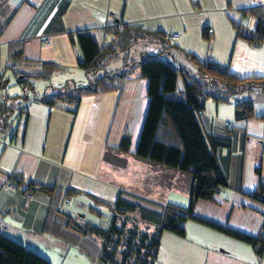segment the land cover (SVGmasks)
Here are the masks:
<instances>
[{
    "label": "crops",
    "instance_id": "0c3cea01",
    "mask_svg": "<svg viewBox=\"0 0 264 264\" xmlns=\"http://www.w3.org/2000/svg\"><path fill=\"white\" fill-rule=\"evenodd\" d=\"M261 6L264 0H197L196 4L191 0H0V82L7 79L0 98L10 83L8 65L18 53L21 59L15 67L21 74L38 73L39 64L53 63L58 71L51 78L62 75L55 87L67 80L86 85L77 67L80 50L68 34L85 30L102 39V30L116 23L154 35L179 34L172 45L175 49L167 50L178 67H190L184 57L190 54L240 79L264 78V41L255 46L236 37L238 26L252 31L256 23L252 17H242V12ZM209 28L214 30L212 36ZM44 38L48 44L42 42ZM150 39L152 52L167 53L158 39ZM115 60L108 63V70L121 69L122 61L114 64ZM147 84L135 72L117 90L83 97L75 107L31 99L9 102V124L0 126L1 235L51 264H98L100 240L75 229L107 225L109 210L93 199L107 205L119 198L138 199L158 210L165 205L189 206L184 175L133 157L149 103ZM181 89L177 79L176 91ZM247 95L254 114L249 120H235L233 103L225 115L223 104L212 100L208 108L214 113L206 114V101L201 116L204 134L231 132L230 147L219 151L228 186L213 200L194 203L196 220L186 222L185 237L161 233L154 264H264V252L257 255L250 245L200 223L252 238L264 231V203L252 197L264 186V94ZM126 135L129 153L120 155L125 167L104 163L106 148H116ZM146 167L159 180L140 197L139 178L145 169L149 171ZM39 186L54 191H39Z\"/></svg>",
    "mask_w": 264,
    "mask_h": 264
},
{
    "label": "trees",
    "instance_id": "16d2710c",
    "mask_svg": "<svg viewBox=\"0 0 264 264\" xmlns=\"http://www.w3.org/2000/svg\"><path fill=\"white\" fill-rule=\"evenodd\" d=\"M242 17L255 19V27L251 31L238 26L236 37L247 44L260 45L264 41V6L244 10ZM151 35L159 40L164 50L175 49L172 46L174 43L168 42L164 34L142 32L122 23L102 30L103 44H98L89 31L69 33L70 42L80 50L81 57L77 61V67L83 71L87 83L78 86L67 80L60 87L49 85L50 93L41 97L34 95L33 82H48L58 71V66L41 63L38 73L21 74L15 67L21 59V54L18 53L12 57L8 69L15 76L16 83L24 91L31 92V97L26 94H4L0 98V126H3L9 124L10 119L7 118L12 114L10 101L31 99L49 106L67 104L75 107L83 97L117 90L135 72L139 78L147 79L146 94L149 103L133 157L153 168L161 167L184 175L188 181L186 192L190 203L186 209L165 205L158 210L120 198L114 205L93 199L95 205L109 210L107 225L87 224L75 229L83 236H93L100 240L98 264H154L162 232L185 237L186 222L196 220L192 216L194 203L198 200L211 201L228 186L225 166L223 167L225 160L220 157L219 151L230 147L231 132L227 131L224 135L204 134L199 121L206 101L211 99L222 104L233 103L235 120H249L254 116L253 102L236 98L244 93L264 94V78L240 79L220 66L202 64L190 54H184L190 65L188 69L178 67L169 51L165 55H140L138 59L126 61L125 57L133 43L146 40L150 44ZM115 59L122 61L121 69L108 70V63ZM179 78L182 89L177 92L176 82ZM2 85L3 80L0 82V90ZM129 149L130 137L126 135L116 148H106L102 160L109 166L124 168L126 162L120 155H128ZM37 189L48 193L54 191V188L41 186ZM252 197L264 203V186H259ZM130 214H136L138 222L152 230L140 231L136 224L128 228L125 221L116 225L122 217ZM200 223L250 245L257 255L264 252V231L259 237L252 238L204 221ZM0 264L51 263L0 234Z\"/></svg>",
    "mask_w": 264,
    "mask_h": 264
},
{
    "label": "rangeland",
    "instance_id": "374dc122",
    "mask_svg": "<svg viewBox=\"0 0 264 264\" xmlns=\"http://www.w3.org/2000/svg\"><path fill=\"white\" fill-rule=\"evenodd\" d=\"M97 43L98 44H103V41L102 39H96ZM169 42V41H168ZM149 43V41H148ZM147 43V41L145 40L144 42L141 41V40H137L135 43H133L132 47L130 48L128 54L126 55V61L128 60H134V59H138L140 53H147L149 55H154L155 53L152 52V48H151V45H149ZM120 61V60H119ZM119 61L115 60L114 61V64L119 63ZM10 77V83H9V86L6 88V94L8 96H14V95H24L26 94L27 96L31 97V92L29 91H24L22 89V87H20L16 82V79H15V76L13 75V73L9 70L8 71V74L6 77ZM62 75H60V73H56L54 75V77H52L48 82H45V81H34L33 82V86H34V95H38L40 93H43V92H46V93H49L50 89H49V85H56L57 82L55 80H57L58 77H60ZM54 78V79H53ZM7 79L3 80V83L6 82ZM179 80L181 81V78H179ZM47 86V87H46ZM49 89V90H48ZM248 93H245L244 95H241V96H238L236 99L237 100H242L243 97H245V99H249L250 96L247 95ZM211 99H208L207 100V110H206V114H209V113H214V110L213 111H210V108H208L209 104L211 103ZM231 104V103H230ZM221 106H224V113L225 115L228 114V109L230 108L229 104H223ZM232 107L234 105H231ZM10 119V117L7 118V120ZM201 123V117H200V121ZM149 169V171H146V169L143 171L142 173V176L139 178V184H138V189H140V191H142V193L140 195V197H143L145 195V192L146 190L149 188L150 185L154 184L155 182H158L159 178H155L153 177V174L150 173V170H152L151 168L149 167H146ZM185 177V176H184ZM186 179V177H185ZM187 179H186V184H187ZM188 186V185H187ZM186 186V187H187ZM137 192V191H136ZM133 203H136L137 205H140V206H143V207H148L150 208L151 206H153V204H150V202H146V201H143V200H138V199H132L131 200ZM151 209V208H150ZM122 221H125L126 223V227H131V226H134L136 224V226L138 227V229L140 231H147V230H152V228H149L147 225L143 224V223H140L138 222L137 220V215L136 214H130L126 217H122L119 221H117L116 225H120V223Z\"/></svg>",
    "mask_w": 264,
    "mask_h": 264
},
{
    "label": "built area",
    "instance_id": "2783aa9c",
    "mask_svg": "<svg viewBox=\"0 0 264 264\" xmlns=\"http://www.w3.org/2000/svg\"><path fill=\"white\" fill-rule=\"evenodd\" d=\"M191 1H192L193 4H196V3H197V0H191ZM207 33L209 34V36H212V35L214 34V30H213L212 28H209V29L207 30ZM164 38H165L167 41H169V42H171V43H174V42H176V41L179 39V34L168 32V33H165V34H164ZM42 42H43L44 44H48V40H47V38H44V39L42 40ZM10 187L12 188L13 186H10ZM28 197H30V196H28ZM262 238H263V240H264V236H262Z\"/></svg>",
    "mask_w": 264,
    "mask_h": 264
}]
</instances>
